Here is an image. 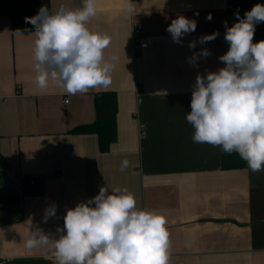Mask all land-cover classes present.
Masks as SVG:
<instances>
[{
	"label": "crops",
	"instance_id": "1",
	"mask_svg": "<svg viewBox=\"0 0 264 264\" xmlns=\"http://www.w3.org/2000/svg\"><path fill=\"white\" fill-rule=\"evenodd\" d=\"M82 3L0 0V264H55L50 246L25 247L31 231L57 236L66 209L101 187L110 193L126 187L137 207L165 215L169 264H264V170L252 172L238 153L225 165L230 155L194 143L186 120L197 74L225 66L219 60L229 48L225 21L231 27L236 12L243 18L264 0H132V16L124 0H97L88 27L111 37L105 57L118 59L110 87L69 96L50 81L40 90L33 71L35 30L14 31L13 17L41 6L75 10ZM179 15L196 20L197 28L178 44L166 29ZM135 24L148 40L140 53ZM213 32H219L215 40L189 48ZM261 40L264 23L255 26L253 43ZM203 48L211 55L190 65L187 58ZM103 91H115L118 102V137L105 152L97 133L73 131L96 120L95 100ZM124 160L129 166L121 171ZM52 205L56 215L44 223Z\"/></svg>",
	"mask_w": 264,
	"mask_h": 264
},
{
	"label": "clouds",
	"instance_id": "2",
	"mask_svg": "<svg viewBox=\"0 0 264 264\" xmlns=\"http://www.w3.org/2000/svg\"><path fill=\"white\" fill-rule=\"evenodd\" d=\"M127 15H135L132 0H124ZM98 13L97 0H83L82 7L60 6L52 12L41 6L26 22L34 26L32 50L34 82L46 90L53 82L69 96L108 88L118 57H105L111 37L92 31L89 21ZM236 22L227 26L224 39L229 44L219 57L224 67L206 76L197 74L186 120L194 128L193 142L220 147L225 154L238 153L252 172L264 170V40L253 43L255 26L264 23V4L235 13ZM206 19L211 20L209 13ZM197 22L183 15L166 29L174 43L194 32ZM219 32L189 42L195 49L215 40ZM211 53L193 51L188 63L198 66ZM129 162H121L125 171ZM56 215V206L45 209L43 222ZM167 218L154 210L137 207L126 187L111 193L101 187L98 195L74 208L66 209L63 226L53 237L40 228L31 231L25 247H51L55 264H169L170 233Z\"/></svg>",
	"mask_w": 264,
	"mask_h": 264
},
{
	"label": "trees",
	"instance_id": "3",
	"mask_svg": "<svg viewBox=\"0 0 264 264\" xmlns=\"http://www.w3.org/2000/svg\"><path fill=\"white\" fill-rule=\"evenodd\" d=\"M37 13L29 14H15L13 17V30L14 31H29L35 30L34 26L26 22V17H33ZM95 105L97 108L96 120L90 124H84L77 126L73 129L74 132H84L90 133L95 132L99 135V148L103 152L108 151L113 142L117 140V112H118V102L117 94L115 91H103L98 94L95 100ZM1 157V152H0ZM239 157V154H238ZM224 164H229V159H234V155L224 157ZM228 159V160H227ZM238 159L241 160L239 157ZM231 160V159H230ZM239 160V161H240ZM238 161V162H239ZM37 182V179H36ZM25 184H29L26 182Z\"/></svg>",
	"mask_w": 264,
	"mask_h": 264
},
{
	"label": "built area",
	"instance_id": "4",
	"mask_svg": "<svg viewBox=\"0 0 264 264\" xmlns=\"http://www.w3.org/2000/svg\"><path fill=\"white\" fill-rule=\"evenodd\" d=\"M142 25L135 24L133 28L134 32V46L137 53H140L142 50H145V48L148 47V40L146 37H142L141 34ZM68 101V99H66ZM31 184H34L36 182V179L30 180Z\"/></svg>",
	"mask_w": 264,
	"mask_h": 264
}]
</instances>
